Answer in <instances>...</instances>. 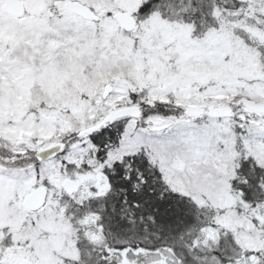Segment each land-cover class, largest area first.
<instances>
[{"label":"snow or ice","instance_id":"obj_1","mask_svg":"<svg viewBox=\"0 0 264 264\" xmlns=\"http://www.w3.org/2000/svg\"><path fill=\"white\" fill-rule=\"evenodd\" d=\"M0 264H264V0H0Z\"/></svg>","mask_w":264,"mask_h":264}]
</instances>
